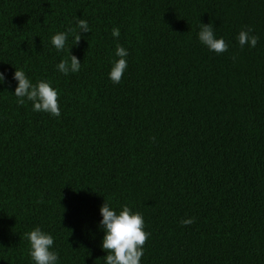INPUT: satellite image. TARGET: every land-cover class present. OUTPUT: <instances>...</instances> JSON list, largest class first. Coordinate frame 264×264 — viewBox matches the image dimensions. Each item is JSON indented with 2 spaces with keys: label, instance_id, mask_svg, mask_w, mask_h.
<instances>
[{
  "label": "trees",
  "instance_id": "16d2710c",
  "mask_svg": "<svg viewBox=\"0 0 264 264\" xmlns=\"http://www.w3.org/2000/svg\"><path fill=\"white\" fill-rule=\"evenodd\" d=\"M0 264H264V0H0Z\"/></svg>",
  "mask_w": 264,
  "mask_h": 264
}]
</instances>
